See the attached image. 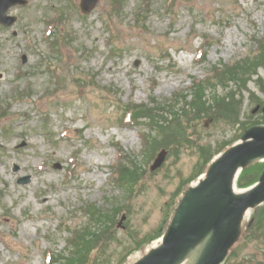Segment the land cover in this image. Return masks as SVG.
I'll return each mask as SVG.
<instances>
[{"label": "rangeland", "instance_id": "obj_1", "mask_svg": "<svg viewBox=\"0 0 264 264\" xmlns=\"http://www.w3.org/2000/svg\"><path fill=\"white\" fill-rule=\"evenodd\" d=\"M143 1L122 0L116 10L114 0H98L82 15L80 0H29L16 25L0 28V264H50L81 243L86 252L71 264H132L203 157L264 123V55L255 54L264 0H173L172 10ZM46 24L57 44L47 42ZM246 57L225 72L226 88L207 85L213 68ZM192 83L204 84L203 104L175 99ZM129 104L152 109L136 127L120 125ZM142 133L173 143L148 162ZM162 149L164 162L151 170ZM124 157L137 184L130 195L110 185V168ZM92 204L100 211L91 220L82 209ZM112 211L106 230L96 219ZM76 229L88 233L75 240ZM235 260L264 264V239L237 244L228 264Z\"/></svg>", "mask_w": 264, "mask_h": 264}, {"label": "water", "instance_id": "obj_2", "mask_svg": "<svg viewBox=\"0 0 264 264\" xmlns=\"http://www.w3.org/2000/svg\"><path fill=\"white\" fill-rule=\"evenodd\" d=\"M95 4L96 0H86L83 10L89 12ZM263 159L264 128H252L209 168L204 181L186 193L162 245L135 264H180L197 246L202 249L195 264H220L238 239L244 212L264 202V172L259 184L244 195L233 193L235 178L241 169Z\"/></svg>", "mask_w": 264, "mask_h": 264}, {"label": "trees", "instance_id": "obj_3", "mask_svg": "<svg viewBox=\"0 0 264 264\" xmlns=\"http://www.w3.org/2000/svg\"><path fill=\"white\" fill-rule=\"evenodd\" d=\"M260 49H261V53H260V56L258 57L259 59L264 55V45H262ZM247 63H248V61L243 62L240 66H242L244 64H247ZM238 66L239 65H236L234 68H231V70H232L233 73H234L233 70H235ZM202 99H203V97H201V96L198 97V100L200 101V102H198V104H203L202 103ZM142 114L143 115H148L149 112L144 111V112H142ZM245 184H247V183H245ZM263 229H264V206L261 207V208H259L258 210H256L253 213L252 223L249 225V227L247 229V235L249 237L254 238V239H257V240H263L264 239V234H262V230ZM97 238L98 237L96 235L90 237V239L88 241V245H90V246H88V247H91V245L94 246L98 242L97 241ZM82 249H78L76 251L75 258H79L81 256V254L83 255V253L86 252V251L82 252ZM92 250L93 249H91L90 251H92ZM82 258L86 259V256L85 257H82ZM83 264H85V263H83Z\"/></svg>", "mask_w": 264, "mask_h": 264}, {"label": "bare ground", "instance_id": "obj_4", "mask_svg": "<svg viewBox=\"0 0 264 264\" xmlns=\"http://www.w3.org/2000/svg\"><path fill=\"white\" fill-rule=\"evenodd\" d=\"M202 246H198L195 249H193L187 257L183 260L181 264H194L201 252Z\"/></svg>", "mask_w": 264, "mask_h": 264}]
</instances>
